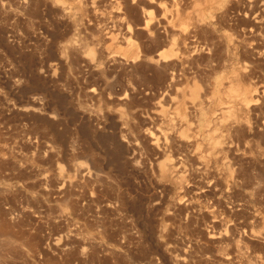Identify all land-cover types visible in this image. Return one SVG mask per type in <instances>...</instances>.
I'll return each mask as SVG.
<instances>
[{
  "label": "rangeland",
  "instance_id": "374dc122",
  "mask_svg": "<svg viewBox=\"0 0 264 264\" xmlns=\"http://www.w3.org/2000/svg\"><path fill=\"white\" fill-rule=\"evenodd\" d=\"M0 264H264V0H0Z\"/></svg>",
  "mask_w": 264,
  "mask_h": 264
}]
</instances>
